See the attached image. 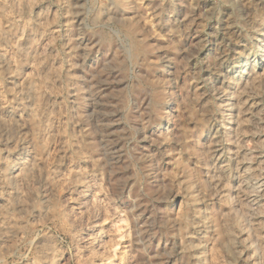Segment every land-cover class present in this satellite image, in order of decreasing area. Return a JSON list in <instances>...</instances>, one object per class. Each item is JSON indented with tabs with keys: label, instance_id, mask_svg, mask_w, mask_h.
Masks as SVG:
<instances>
[{
	"label": "rangeland",
	"instance_id": "obj_1",
	"mask_svg": "<svg viewBox=\"0 0 264 264\" xmlns=\"http://www.w3.org/2000/svg\"><path fill=\"white\" fill-rule=\"evenodd\" d=\"M99 4L0 0V264H264V0Z\"/></svg>",
	"mask_w": 264,
	"mask_h": 264
},
{
	"label": "clouds",
	"instance_id": "obj_2",
	"mask_svg": "<svg viewBox=\"0 0 264 264\" xmlns=\"http://www.w3.org/2000/svg\"><path fill=\"white\" fill-rule=\"evenodd\" d=\"M99 6L104 9V14L108 15L111 9L116 8L119 6V0H100ZM114 14V13H113ZM125 78L129 82V89L133 88L135 85L133 81H135V76L128 72L125 69ZM250 75L253 77L249 83V87L253 85L260 84L264 82V71H259L258 68H254ZM164 84H174V81H164ZM176 102L179 104L180 107V115L173 118L169 113L162 112L158 108H149L145 109L139 115H135L132 123L136 125L135 132L142 136L143 140L148 141L151 144H154L157 149H163V151H158L154 156H142L137 163H141L145 160H153L154 166L159 167L160 164L163 163L166 157H174L178 154L175 152L174 148L172 147L176 143H180L183 145L185 143V134L190 132L191 129L187 127V124L192 119H197V122L203 120L204 116L208 115V113H204L203 115L197 117L195 112V103L200 99V97L189 98L187 96H180L176 94ZM167 102V101H165ZM187 113V115H185ZM176 124V127L181 129L179 135H171L168 132H159L155 138L152 135L148 134V127L151 126L156 121H165L169 120ZM167 145L168 147H165ZM180 154H183V149ZM183 172H181V175ZM171 180V177H170ZM181 186V183L178 179L174 181V183H170V188H178Z\"/></svg>",
	"mask_w": 264,
	"mask_h": 264
},
{
	"label": "bare ground",
	"instance_id": "obj_3",
	"mask_svg": "<svg viewBox=\"0 0 264 264\" xmlns=\"http://www.w3.org/2000/svg\"><path fill=\"white\" fill-rule=\"evenodd\" d=\"M46 22V21H45ZM44 24V23H43ZM43 26V25H42ZM46 27V26H45ZM55 28V27H54ZM53 31V30H52ZM52 34V33H51ZM64 34V33H63ZM46 35V34H45ZM55 36V35H54ZM57 36H58V34H57ZM68 38V37H67ZM65 39V38H64ZM69 40V39H68ZM46 43V42H45ZM50 43H51V41H50ZM47 45V44H46ZM49 48V47H48ZM67 49V48H66ZM43 51V50H42ZM44 52V51H43ZM48 52V51H47ZM44 53H46V52H44ZM36 55V54H35ZM39 55V54H38ZM42 55V54H41ZM48 56V55H47ZM51 57H54V56H52V55H50ZM43 58V57H42ZM61 58V57H60ZM36 62H38V61H36ZM35 62V63H36ZM61 63V62H60ZM36 65H38V64H36ZM55 65V64H54ZM56 67V66H55ZM56 79V78H55ZM54 85V84H53ZM48 88H50V87H48ZM52 88H53V86H52ZM48 93V92H47ZM58 93V92H57ZM56 94V93H55ZM56 96V95H55ZM59 100V99H58ZM53 102V101H52ZM61 103V102H60ZM47 106V105H46ZM43 108V107H42ZM52 108V107H51ZM57 109V108H56ZM42 111V110H41ZM62 111V110H61ZM48 112V111H47ZM50 112V111H49ZM51 114H52V112H51ZM46 117V116H45ZM48 117V116H47ZM56 118H57V115H56ZM57 121V120H56ZM68 122V121H67ZM50 123V122H49ZM66 123V122H65ZM64 123V124H65ZM53 124V123H52ZM56 126V125H55ZM65 128V127H64ZM77 129V128H76ZM57 130V129H56ZM65 130V129H64ZM59 132V131H58ZM72 132V131H71ZM61 133V132H60ZM59 133V134H60ZM51 134V133H50ZM53 134V133H52ZM56 134V133H55ZM46 135V134H45ZM44 135V136H45ZM52 136V135H51ZM61 136V135H60ZM6 143V142H5ZM60 146V145H59ZM16 163V162H15ZM12 168V167H11ZM13 179H14V177H13ZM2 180V179H1ZM4 180V179H3ZM4 192V191H3ZM3 197V196H2Z\"/></svg>",
	"mask_w": 264,
	"mask_h": 264
}]
</instances>
